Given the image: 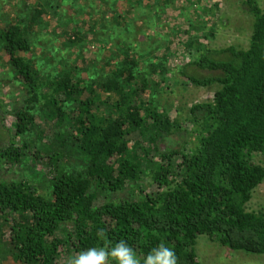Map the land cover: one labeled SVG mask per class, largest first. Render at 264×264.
I'll return each instance as SVG.
<instances>
[{
  "label": "trees",
  "instance_id": "obj_1",
  "mask_svg": "<svg viewBox=\"0 0 264 264\" xmlns=\"http://www.w3.org/2000/svg\"><path fill=\"white\" fill-rule=\"evenodd\" d=\"M52 1L39 3L28 16L0 15V54L24 90L11 106V129L0 134V165L40 162L50 182L43 192L25 179L0 177L10 264H70L82 251L121 240L140 264L160 244L175 252L176 264H200L196 246L203 235L232 251L264 255V212L247 209L264 181L257 159L264 158L259 0H243L252 21L246 48L203 47L200 40L209 35L189 22L195 33L181 44L193 53L180 74L198 87L216 88L212 101L189 107L191 128L153 105L151 92L168 72L166 56L157 61L149 52L146 59L132 43L121 42L101 76L84 77L91 71L80 58L61 69L40 66L31 55L33 35L55 9ZM73 33L64 32L65 46L81 41V32ZM52 56L45 50L39 57ZM156 73L162 80L151 76ZM172 137L176 144L169 143ZM146 176L150 187L141 184ZM108 264L116 261L109 258Z\"/></svg>",
  "mask_w": 264,
  "mask_h": 264
},
{
  "label": "rangeland",
  "instance_id": "obj_2",
  "mask_svg": "<svg viewBox=\"0 0 264 264\" xmlns=\"http://www.w3.org/2000/svg\"><path fill=\"white\" fill-rule=\"evenodd\" d=\"M61 1H52L55 9H51L50 14L42 19V25L36 28L33 35L34 49L31 55L37 58L38 64L42 67L50 64L48 71H51L56 66L61 69L65 64L72 65L80 58L91 71L84 73V77L92 72L101 76L109 71L105 62L110 59L115 45L121 42L132 43L135 53L141 52L146 59L150 56L149 52H152L153 60L156 58L157 61L161 56H166L168 72L164 83L151 92L153 105L187 128H191L187 119L189 107L212 101L216 89L193 85L180 74L181 68L189 61V55L193 53L184 50L181 44L195 33L189 22L209 35L208 39L202 37L200 40L203 47L236 45L246 48L251 36V16L246 12L243 0H170L167 6L165 0H158V4L156 0H141L142 5L138 4V0ZM42 2L44 0H0V15L4 19L28 16ZM259 2L264 8V0ZM78 30L81 32V41L65 46L68 37L64 32L73 35ZM113 33L118 36L112 38ZM45 50L52 52V58L39 57ZM5 60V56L0 54V105L4 114L1 117L0 134L5 129H11L14 109L11 106L19 103L24 92L14 83ZM140 60V65L144 66L142 62L145 59ZM114 62L110 59V65ZM151 76L155 80H162V75L158 73ZM168 140L173 145L178 139L172 137ZM257 159L264 165V158L258 156ZM44 166L26 158L23 164L11 166L10 169L0 165V177L25 179L39 185L44 192L50 186ZM141 184L150 187L151 178L146 176ZM247 209L264 212V181L253 191ZM6 231L8 226L0 218V264H10L11 261L6 238L2 235ZM196 249L200 264H264V255L229 250L212 242L206 235L199 238Z\"/></svg>",
  "mask_w": 264,
  "mask_h": 264
},
{
  "label": "clouds",
  "instance_id": "obj_3",
  "mask_svg": "<svg viewBox=\"0 0 264 264\" xmlns=\"http://www.w3.org/2000/svg\"><path fill=\"white\" fill-rule=\"evenodd\" d=\"M98 235L103 238L105 233L100 230ZM109 258L115 260L116 264H140L133 248L123 240L111 248L93 247L82 251L71 258L70 264H108ZM144 264H176V255L174 251L160 244L144 258Z\"/></svg>",
  "mask_w": 264,
  "mask_h": 264
}]
</instances>
